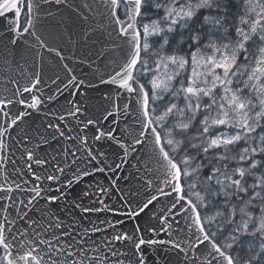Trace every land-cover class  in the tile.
<instances>
[{
    "label": "snow or ice",
    "instance_id": "obj_1",
    "mask_svg": "<svg viewBox=\"0 0 264 264\" xmlns=\"http://www.w3.org/2000/svg\"><path fill=\"white\" fill-rule=\"evenodd\" d=\"M0 17V264H264V0Z\"/></svg>",
    "mask_w": 264,
    "mask_h": 264
},
{
    "label": "water",
    "instance_id": "obj_2",
    "mask_svg": "<svg viewBox=\"0 0 264 264\" xmlns=\"http://www.w3.org/2000/svg\"><path fill=\"white\" fill-rule=\"evenodd\" d=\"M7 24H8V19L4 17H0V34H4L6 32Z\"/></svg>",
    "mask_w": 264,
    "mask_h": 264
}]
</instances>
